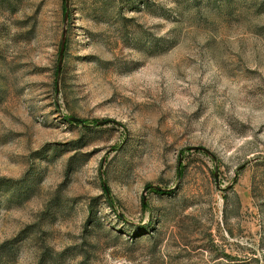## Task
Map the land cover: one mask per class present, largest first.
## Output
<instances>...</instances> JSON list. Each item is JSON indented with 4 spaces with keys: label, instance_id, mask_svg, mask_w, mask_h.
Here are the masks:
<instances>
[{
    "label": "rangeland",
    "instance_id": "rangeland-1",
    "mask_svg": "<svg viewBox=\"0 0 264 264\" xmlns=\"http://www.w3.org/2000/svg\"><path fill=\"white\" fill-rule=\"evenodd\" d=\"M0 264H264V0H0Z\"/></svg>",
    "mask_w": 264,
    "mask_h": 264
},
{
    "label": "water",
    "instance_id": "water-1",
    "mask_svg": "<svg viewBox=\"0 0 264 264\" xmlns=\"http://www.w3.org/2000/svg\"><path fill=\"white\" fill-rule=\"evenodd\" d=\"M62 48H63V44H62ZM60 62H61V60H60Z\"/></svg>",
    "mask_w": 264,
    "mask_h": 264
}]
</instances>
